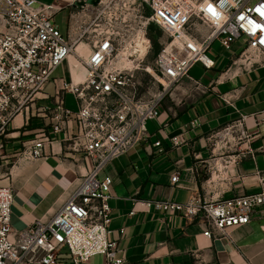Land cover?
<instances>
[{
  "label": "built area",
  "instance_id": "1",
  "mask_svg": "<svg viewBox=\"0 0 264 264\" xmlns=\"http://www.w3.org/2000/svg\"><path fill=\"white\" fill-rule=\"evenodd\" d=\"M144 1L151 9L147 23L158 25L171 38L157 54L152 70L164 85L163 91L151 97L140 94L138 68L123 66L115 38L99 39L82 57L75 52L82 37L71 31L62 33L54 5L0 0V160L5 158L15 115L54 81L56 105L44 109L52 131L64 132L75 120L78 128L66 139L67 148L92 162L81 183L50 219L18 233L13 229L15 193L10 184L2 183L8 171L0 161V264H63V256L70 264H86L96 256H103L105 264H127L119 243L110 239L109 200L114 181L111 176L102 177L104 169L147 140L148 122L159 118L163 100L173 86L194 80L190 71L195 65L207 70L215 67L209 51L216 41L227 50L245 39L242 55L254 50L264 56V0ZM195 18L210 26V34L194 26ZM73 53L84 65L85 76L78 80L73 76L70 82L54 78ZM66 93L74 96L76 109L66 106ZM244 119L242 116L238 124ZM199 124L195 118L188 127ZM158 133L169 138L163 126ZM184 136L170 137L172 144L182 146ZM47 140H33L24 153L33 158L44 156ZM162 141L160 138L155 145L161 146ZM256 176L264 184V171L257 169ZM178 180L176 173L172 181ZM144 205L188 220L201 217L209 225L206 235L212 231L227 234L231 228L250 223L256 214L264 216V191L205 200L192 196L186 203L149 200Z\"/></svg>",
  "mask_w": 264,
  "mask_h": 264
},
{
  "label": "crops",
  "instance_id": "2",
  "mask_svg": "<svg viewBox=\"0 0 264 264\" xmlns=\"http://www.w3.org/2000/svg\"><path fill=\"white\" fill-rule=\"evenodd\" d=\"M38 1L54 5L57 14L68 9V27L61 31L76 34L70 19L80 0ZM226 51L230 53L212 56L213 69L195 65L190 71L194 80L180 82L170 100L161 105L159 118L148 122L147 140L102 173L114 181L110 239L119 243L127 264H264L262 215L256 214L250 223L227 234L206 235L209 225L201 217L188 220L144 205L149 200L186 203L192 196L205 200L264 191L256 176L257 169L264 171V56L243 57L235 43ZM77 61L73 53L54 78L82 79L85 67ZM55 95L56 84L51 81L15 115L5 158L0 160L8 171L2 183L10 184L15 193L13 229L18 233L50 219L91 169L87 157L67 148L66 139L78 128L75 120L64 132L52 131L44 109L56 105ZM65 103L76 109L71 93L65 94ZM242 116L245 119L239 125ZM195 118L200 124L190 129L189 122ZM162 126L167 139L158 133ZM183 133L186 142L174 146L170 137ZM43 137L49 139L44 156L24 153L33 140ZM160 138L162 145L156 146ZM176 173L179 180L173 183ZM132 211L136 213L130 215ZM63 257L62 263L70 264ZM86 264H105V258L96 256Z\"/></svg>",
  "mask_w": 264,
  "mask_h": 264
},
{
  "label": "rangeland",
  "instance_id": "3",
  "mask_svg": "<svg viewBox=\"0 0 264 264\" xmlns=\"http://www.w3.org/2000/svg\"><path fill=\"white\" fill-rule=\"evenodd\" d=\"M188 2L190 0H180ZM200 2L203 0H191ZM83 5L75 6L72 9L71 24L74 27L77 37H82L77 45L87 56L94 43L101 38L112 37L118 43V54L129 61L123 64L126 68L135 70L136 81L140 88V94L145 97L157 95L163 91L164 85L160 83L152 70L155 66L156 54L153 46V38H156L162 45L171 41L168 33L154 23H147V12L151 9L144 0H99L98 4L89 3V0H80ZM70 12L63 9L55 16V21L65 33L69 23ZM153 24V26H151ZM195 27L201 29V33L210 34L211 28L202 20H193ZM245 39L237 41L235 48L241 51L245 47ZM161 49V50H162ZM227 51L216 41L209 51L210 56H225ZM242 53V52H241ZM242 55V54H240ZM257 57L258 52L249 50L243 57ZM240 56H238L239 58ZM131 63V64H130ZM173 86L163 100V103L170 100V96L177 89ZM50 92V88L48 90ZM162 103V104H163Z\"/></svg>",
  "mask_w": 264,
  "mask_h": 264
},
{
  "label": "trees",
  "instance_id": "4",
  "mask_svg": "<svg viewBox=\"0 0 264 264\" xmlns=\"http://www.w3.org/2000/svg\"><path fill=\"white\" fill-rule=\"evenodd\" d=\"M147 15H150V12H147ZM151 26H153V24H151ZM153 46H154L155 54L157 55L161 51L162 45L159 43V41L156 38H153Z\"/></svg>",
  "mask_w": 264,
  "mask_h": 264
},
{
  "label": "bare ground",
  "instance_id": "5",
  "mask_svg": "<svg viewBox=\"0 0 264 264\" xmlns=\"http://www.w3.org/2000/svg\"><path fill=\"white\" fill-rule=\"evenodd\" d=\"M79 43V42H78ZM77 43V44H78ZM77 48H78V46H77ZM77 51V52H76ZM76 54H80L81 56H83L84 54H83V50L81 49V48H78V50L76 49ZM119 59H120V61L122 62V64H128L129 63V61H126L125 59H123L122 57H120V55H119ZM79 61V60H78ZM77 65L79 64V63H76ZM131 64V63H130Z\"/></svg>",
  "mask_w": 264,
  "mask_h": 264
},
{
  "label": "water",
  "instance_id": "6",
  "mask_svg": "<svg viewBox=\"0 0 264 264\" xmlns=\"http://www.w3.org/2000/svg\"><path fill=\"white\" fill-rule=\"evenodd\" d=\"M89 3H93V4H98L99 3V0H89ZM76 5H83V2H77Z\"/></svg>",
  "mask_w": 264,
  "mask_h": 264
}]
</instances>
